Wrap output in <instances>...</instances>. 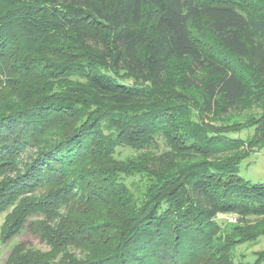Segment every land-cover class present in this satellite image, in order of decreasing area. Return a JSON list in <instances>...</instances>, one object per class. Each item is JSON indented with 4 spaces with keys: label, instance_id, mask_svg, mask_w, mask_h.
Instances as JSON below:
<instances>
[{
    "label": "trees",
    "instance_id": "obj_1",
    "mask_svg": "<svg viewBox=\"0 0 264 264\" xmlns=\"http://www.w3.org/2000/svg\"><path fill=\"white\" fill-rule=\"evenodd\" d=\"M252 101L262 1L0 0V240L39 215L55 254L15 243L4 264H234L264 236V184L238 175L264 104L228 121ZM122 145L134 160L114 158ZM136 173L138 201L122 177ZM219 213L256 220L221 237Z\"/></svg>",
    "mask_w": 264,
    "mask_h": 264
},
{
    "label": "rangeland",
    "instance_id": "obj_2",
    "mask_svg": "<svg viewBox=\"0 0 264 264\" xmlns=\"http://www.w3.org/2000/svg\"><path fill=\"white\" fill-rule=\"evenodd\" d=\"M258 1H262L264 3V0ZM179 63V60H175L173 62V67L176 68ZM263 104L264 101L261 103L252 101L251 103L246 104L240 112H233L230 115L232 117H228V121H236L237 117L241 115L259 117L261 114H263ZM253 128L254 127L244 128L238 132L231 133V135L239 136L244 140H248V138L253 134ZM137 154L138 153L135 150L122 145L116 148L114 158L119 161L125 162L127 160H134ZM20 157H22V160H24L25 158V156H23V153ZM238 175L251 183L264 184V140L260 144L256 145L253 149H251L250 153L239 162ZM122 177L133 198L137 201L141 199L148 185V180L138 173L130 174L128 176L122 175ZM40 217L41 216L39 215L30 216L27 219V222L21 232H19L13 238L9 239V241L7 242H2L0 240V264L5 263V260L7 259L11 248L15 243H21L24 247L30 248L34 252L42 253L44 256L47 255L50 257L51 254V257H55V254L51 251L48 243L44 239H42L38 233H35L29 227V223L35 221ZM3 218L4 214H0V229ZM216 219L221 227V230L218 233L219 236L223 237L225 235H228V237H236L235 227L245 225V221H247V224L254 223L256 217H241L236 213H219ZM69 252H71L75 257H78L81 254L78 250L75 249H72ZM231 253L234 264L252 263L256 259L257 254L264 253V236H259L253 240L235 244L231 249ZM60 256H56V258H60ZM51 262L56 263L55 259Z\"/></svg>",
    "mask_w": 264,
    "mask_h": 264
}]
</instances>
